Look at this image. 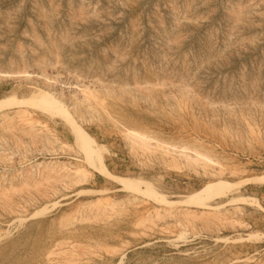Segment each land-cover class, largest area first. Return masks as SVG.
<instances>
[{"label": "rangeland", "instance_id": "obj_1", "mask_svg": "<svg viewBox=\"0 0 264 264\" xmlns=\"http://www.w3.org/2000/svg\"><path fill=\"white\" fill-rule=\"evenodd\" d=\"M41 94L103 173L52 105L2 112L0 264H264V0H0V101Z\"/></svg>", "mask_w": 264, "mask_h": 264}, {"label": "bare ground", "instance_id": "obj_2", "mask_svg": "<svg viewBox=\"0 0 264 264\" xmlns=\"http://www.w3.org/2000/svg\"><path fill=\"white\" fill-rule=\"evenodd\" d=\"M87 97V96H86ZM26 99V98H25ZM30 104H32V105H30ZM46 104H50V105H52V107H54L55 108V110H57L62 116H63V118L64 119H66V123H68L70 126H71V128H70V132H72V135H73V138H74V143L76 144V147H77V150L80 152V153H82V155L84 156V163L87 165V167H89V168H91V169H94V170H96V171H99V172H102L103 173V171L98 167V165H97V163H96V161L92 158V156H91V151H90V147H89V143H88V141L86 140V138H85V136H84V134H83V131H82V129L76 124V122L73 120V118H72V116L71 115H69L68 113H67V111L64 109V108H62L61 107V105L59 104V103H57L51 96H49V95H47V94H41L40 96H38V98H33V99H29V100H23V101H20V100H18V101H7V100H5V101H0V114L2 113V112H4L5 110H7L8 108H21V107H23V106H34V107H37L38 109H39V107H42L41 109H40V111L41 112H44V113H46V111H45V106H46ZM43 109V110H42ZM22 111V110H21ZM16 115V114H15ZM22 115V114H21ZM46 115V114H45ZM17 116H18V113H17ZM46 116H48V115H46ZM49 117V116H48ZM25 118V117H24ZM27 118H28V116H27ZM30 118V117H29ZM33 118V117H32ZM19 119V118H18ZM29 123V122H28ZM31 123V122H30ZM29 123V124H30ZM28 124V125H29ZM30 126V125H29ZM41 126V125H40ZM31 127V126H30ZM48 128V127H47ZM2 129V128H1ZM31 129H33V128H30V131H31ZM135 134V136H137L138 137V135L136 134V133H134ZM29 135H31L30 134V132H29ZM34 135V134H33ZM133 136V135H132ZM134 136V137H135ZM31 137H32V135H31ZM35 137V136H34ZM133 137V139L132 140H134V139H136V138H134ZM46 140V139H45ZM139 140V139H138ZM140 141V140H139ZM134 142V141H133ZM148 142V141H147ZM157 142V141H156ZM61 145H62V143H60ZM64 144V143H63ZM130 144H132V143H130ZM137 144L139 145V142H137ZM140 144H142V143H140ZM135 145H136V143H135ZM143 145H148V144H146V143H144ZM50 146V145H49ZM64 146V145H63ZM137 146V145H136ZM66 147V146H65ZM134 147V146H133ZM138 147V146H137ZM141 147H143V146H141ZM149 147V146H148ZM148 147H147V151H148ZM69 148V147H68ZM139 148V147H138ZM141 149H143V148H141ZM145 149V148H144ZM163 150V149H162ZM1 151V150H0ZM170 152V151H169ZM185 152V151H184ZM183 152V153H184ZM182 153V152H181ZM186 154V153H185ZM188 155V154H187ZM187 155H182V157L180 156V157H178L177 156V158H181L182 159V166L184 167V168H186V169H193L195 166H196V164L197 163H199L200 162V159L202 160V155H200V154H197V152H196V157L195 158H192V157H190V156H187ZM193 156V155H192ZM199 157H200V159H199ZM173 158V157H172ZM177 158H174V159H177ZM205 158H207L206 156H205ZM211 159V158H210ZM199 161V162H198ZM205 161H206V159H205ZM209 160L207 159V163H211V162H208ZM169 162H171V160L169 161ZM201 162H203V160L201 161ZM205 163V162H204ZM170 164H172V163H170ZM174 165V164H173ZM177 164H175V166H176ZM199 165V164H198ZM202 165H203V163H202ZM86 167V168H87ZM172 167V166H171ZM177 168H180L179 167V165L178 166H176ZM77 170V169H76ZM41 172V171H40ZM86 172V171H85ZM88 172V171H87ZM194 172V171H193ZM78 173V172H77ZM82 172H80V174H81ZM75 174L76 173H74V175L72 174V176H75ZM83 174V173H82ZM88 175V174H87ZM70 176V175H69ZM77 176V175H76ZM78 176H80V175H78ZM83 176V175H82ZM81 177V176H80ZM84 177V176H83ZM79 178V177H78ZM86 178V177H85ZM70 179V178H69ZM75 180V179H74ZM73 180V181H74ZM77 180V179H76ZM82 180V179H81ZM81 180H79V181H81ZM83 180H84V178H83ZM82 180V181H83ZM112 180H114V181H117V182H119L121 185H122V187H124V188H134L133 187V184H135V186H139L137 183H135L136 181H134L133 182V180H127V179H122V178H118V177H113V179ZM69 181V180H68ZM142 182V181H141ZM148 184V183H147ZM145 182H144V190L142 191H140V194L139 195H142V194H149V195H152L153 193H154V191H152V189H151V187L149 186V185H147ZM220 183H214V185H212V188L209 190V192H207V197L205 198V197H203V196H197V195H193V196H191V197H189L188 199H185L183 202H185L186 204H189V205H191V206H201V205H205V203L204 202H206L207 200H210L213 196H215V195H217V194H219V193H221L222 191H224V190H228L229 188H232V187H234V185H226V184H221V185H219ZM38 185H40V184H38ZM141 185V184H140ZM235 186H236V184H235ZM138 189H139V187H137V191H138ZM134 192V191H133ZM137 193V192H136ZM142 193V194H141ZM154 195V194H153ZM146 196V195H145ZM148 196V195H147ZM155 196V195H154ZM153 197V196H152ZM143 198V197H142ZM150 198V197H149ZM160 198V197H159ZM158 199V198H157ZM152 200H154V198H152ZM156 200V199H155ZM154 200V201H155ZM159 202H162L163 204H161L162 206L164 205V203L165 204H170V205H173V204H175V203H181V202H170V203H168L167 201H165L163 198H160L159 199ZM199 202V203H198ZM201 202V203H200ZM184 203V204H185ZM183 204V203H182ZM179 205V204H178ZM165 206H168V208H169V205H165Z\"/></svg>", "mask_w": 264, "mask_h": 264}]
</instances>
